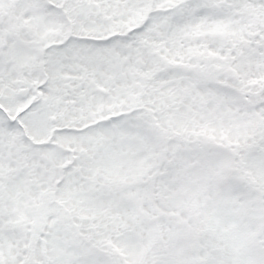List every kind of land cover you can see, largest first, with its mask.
<instances>
[{
  "label": "snow or ice",
  "instance_id": "snow-or-ice-1",
  "mask_svg": "<svg viewBox=\"0 0 264 264\" xmlns=\"http://www.w3.org/2000/svg\"><path fill=\"white\" fill-rule=\"evenodd\" d=\"M0 264H264V0H0Z\"/></svg>",
  "mask_w": 264,
  "mask_h": 264
}]
</instances>
